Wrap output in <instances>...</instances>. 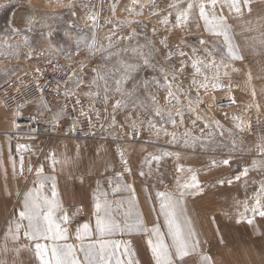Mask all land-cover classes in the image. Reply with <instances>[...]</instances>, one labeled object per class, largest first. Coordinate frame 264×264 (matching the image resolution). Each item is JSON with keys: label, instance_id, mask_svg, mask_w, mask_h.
<instances>
[{"label": "rangeland", "instance_id": "374dc122", "mask_svg": "<svg viewBox=\"0 0 264 264\" xmlns=\"http://www.w3.org/2000/svg\"><path fill=\"white\" fill-rule=\"evenodd\" d=\"M187 2L180 0L178 7H186ZM0 4L9 5V0H0ZM173 4H177V0H139L136 4L132 0H11L9 6L0 8V46L4 52L0 55V87L9 81L18 82L24 73L53 59H68L80 71L84 97L89 102L90 112L99 121L97 136L91 141L22 135L34 140L30 152L36 150L32 162H23L22 175L20 169L13 170V161L0 164V264H40L35 256L36 242L25 238L23 229L18 241L10 237L5 241L8 228L22 210L24 192L38 186L37 171L41 166L42 175L49 177L43 189L45 194L51 196L53 183L62 193H79L78 180L67 175L76 174L72 170L85 156L91 168L80 172L85 174L84 178L89 177L88 174H106L108 180L114 181V188L117 183L128 186L130 196L125 194L120 198H131L132 212L141 215L145 227L158 226L163 233H167V225L156 193L178 194L183 191L178 182L180 185L191 183L195 175L202 191L189 189L191 194L184 196L183 204L201 241V252L210 255L213 264H264V217L244 211L245 203L249 209L255 206L254 194L264 184V153L257 150L262 141L251 132V123L264 119V45L260 43L264 39V0H251L250 5H244L241 0L240 13L228 3L217 5V15L227 18L233 42L244 57L243 60L224 59L227 68L219 69L218 82L223 87L218 88L212 87L215 69L199 65L202 72L198 74L192 65L197 58L205 63L215 59L219 64L224 53L217 50V45L219 49L225 48L223 37H215L206 30L198 9L192 11L186 25L174 27L176 9L171 7ZM169 12L172 15L169 16ZM23 13H29L28 17ZM12 28L20 29V34L12 33ZM48 32L52 33L51 43L58 47L49 48V40L44 35ZM24 35L29 37L28 44L24 43ZM81 37L84 42L77 48L75 40ZM93 38L97 49L103 47L105 52L91 54L88 45ZM165 40L167 47L162 43ZM8 44L19 47L9 49ZM137 45H148L156 51L150 65L138 63L139 70L132 73L133 79L123 87L129 91L134 88L133 99L145 103H151L146 97L154 96L165 112H172L177 121L175 125L166 116L157 117L143 108L132 107L130 102L127 108H115V101L122 99L121 94L109 91L105 102L103 88L92 83L97 72L104 75L115 63V57L107 60L109 53L119 52L121 59L133 58L134 53L122 50ZM206 49L212 52L211 57ZM142 50L147 51V48ZM13 51L16 54L9 55ZM181 51L186 55L181 56ZM165 73L169 74L168 82L178 100L168 97ZM172 74L177 77L175 80ZM205 75L209 78L207 81ZM142 81L147 82L146 88L141 86ZM97 83L103 84L102 81ZM202 83H207V89L200 87ZM89 92L93 95L89 96ZM97 92L99 96L95 95ZM185 94L202 103L190 104ZM226 98L235 101L234 108L218 107L217 101ZM189 107L194 111H187ZM177 108L184 112L182 121L176 116ZM15 117V112L0 103L1 130L10 132L12 129L10 133H14ZM150 122L155 127H151ZM134 134L140 135L139 143L133 141ZM27 153L25 150L24 155ZM100 153L106 156L103 163ZM2 154L9 155L4 148ZM156 156L160 159H153ZM2 158L0 156V161ZM226 158L230 160L228 165L219 163ZM213 161L217 163L213 165ZM15 165L20 167V164ZM245 169L247 176L241 175ZM238 175L240 179L236 180ZM220 180H232V183L220 184ZM125 201L122 206L126 208L118 212L119 220H123L130 206V201ZM241 213L245 219L237 223ZM113 215L116 217V212L113 211ZM249 218L253 219L252 224L247 223ZM61 226L67 228L68 235V240L62 243L79 249L80 242L76 239L79 227L69 228L64 223ZM106 239L119 241L121 251L131 241L136 264H150L147 233H116ZM93 240L86 239L84 243ZM5 243L7 251H4ZM79 254L82 259L83 254ZM185 260L187 264H201L198 256Z\"/></svg>", "mask_w": 264, "mask_h": 264}, {"label": "snow or ice", "instance_id": "6c2138e0", "mask_svg": "<svg viewBox=\"0 0 264 264\" xmlns=\"http://www.w3.org/2000/svg\"><path fill=\"white\" fill-rule=\"evenodd\" d=\"M133 4L139 2V0H132ZM154 2V0H150ZM180 0H177V4L171 5L172 8L176 9L175 14V25L174 27L180 28L186 25L189 21L190 15L194 9H198L199 18L203 19L204 27L206 30L215 37H223V43L225 45L224 49H219L218 51H223L224 55L221 56V62L218 64L215 59H210L207 63L203 60L195 59L193 60V67L196 69V72L199 74L202 72V69L199 65H203L205 68L215 69L212 76V80L215 81L212 84L213 88L223 87L219 81V69L221 66L227 68L226 64H223L225 58L228 60H243L244 57L239 51V46L234 44L232 36L230 34L231 26L227 23V18L222 15H217L216 7L220 3H228V6L233 9L236 13L242 11L241 0H188L186 7L179 8ZM11 0H9V5ZM244 5H250L251 0H243ZM9 5L0 4V8L7 7ZM71 6V5H70ZM251 11V8H248ZM129 11H133L129 9ZM139 14V13H137ZM75 15V13H73ZM168 15H172L171 12ZM89 19L95 20V17H89ZM168 21L165 20V23ZM31 23V21H29ZM12 33L20 34V29L12 28ZM30 31V29H29ZM155 32V29H153ZM51 32H48L45 35V39L49 40V48H56L58 46L53 45L50 41ZM133 35H135V30H133ZM131 39V37H129ZM84 42L83 38H77L75 40L77 48L81 46ZM24 43H29V37L24 35ZM165 47L168 46L167 41H163ZM203 43V41H202ZM260 43L264 45V39H261ZM9 49H18L17 46L8 44ZM91 50V54L95 55L97 51L101 53L106 50L101 47L97 49L95 38L92 39L91 43L88 45ZM112 45L109 44V48ZM147 48V51L142 49ZM3 46H0V55H4ZM124 52L134 53L133 58H120V53H109L107 60H112L116 58L115 63L112 65L111 69L107 71L104 75H101L99 72L96 73V79L92 81L97 87H102L104 91V99L107 102L108 92L114 91L120 93L122 99H117L115 101L114 107L119 109L121 107H128L130 102L132 107H140L150 114H154L157 117L166 116L167 119L175 125L177 123L176 119L173 117L171 111L165 112L157 103L154 96L146 97L147 100L151 103H145L139 101V99H133L135 95V89L131 91L125 89L123 86L127 84L130 80L133 79L132 73L137 72L138 63L143 65H150L153 57V53L156 51L153 47L148 45H137L129 49H123ZM195 52L196 50L193 49ZM208 53V56H212L210 50H205ZM16 54L15 51L10 52L9 55ZM181 56H185L186 53L181 51L179 53ZM170 58V54H169ZM51 62V61H49ZM181 69H177L180 71ZM163 71V70H161ZM36 72H39V69H36ZM71 75H76L73 72ZM167 73L164 74L165 86L168 89V97L178 100V97L171 90V83L168 82ZM224 75L227 76V71L224 72ZM177 77L175 74H172V79L175 80ZM209 78L207 75L204 76V80L207 81ZM249 79H251V73L249 72ZM102 81L103 84L100 85L97 82ZM158 83V82H157ZM195 83V81H193ZM142 87H147V82H141ZM207 83H202L200 87L207 89ZM181 91H183L181 89ZM89 96L93 93L89 92ZM95 95L99 96L100 93L97 92ZM187 95L189 103H202L198 98L194 100L190 95ZM252 96H256L255 88L252 90ZM79 103V101H77ZM257 107H259L257 105ZM187 111L192 112L194 109L189 107ZM61 114L63 109L60 110ZM81 111V115H83ZM16 115H19L17 111ZM184 112L183 110L177 108L176 116L180 117L181 121L183 120ZM59 118V114L58 117ZM199 119V117H197ZM115 122V121H114ZM196 121L194 120L193 123ZM155 127V125H151ZM217 126H219L217 122ZM240 128V125H237ZM243 129H241L242 131ZM190 135V134H186ZM211 135V134H210ZM222 135V133H221ZM176 139L175 134H173V140ZM262 143L257 146V150L261 153H264V136L260 137ZM235 143V142H234ZM20 149H25L26 145H19ZM54 155V154H53ZM121 159H123V154H121ZM153 159H160L156 156ZM125 165L127 161H124ZM213 165L217 162L213 161ZM219 163L223 165H228L230 163L229 159H223ZM13 170L15 171V161H13ZM29 171H32L30 168ZM130 171V169H129ZM191 171V170H189ZM21 175L23 174V158L21 157ZM43 167L41 166L39 171H37V181L38 186L32 187L30 190H27L23 194L22 201V210L19 211L18 216L15 220L11 222V225L8 228V235L5 236V241L11 238L12 241H18L22 235L29 239L30 241H35V256L39 259L40 264H136L134 261V251L131 248V241H128L121 251V244L119 241H112L106 239L116 233L128 234L133 233H147L149 239L147 240L148 248L150 249L151 257L150 264H187L185 260L186 257L198 256L201 264H213L212 258L210 255L204 254L200 250L201 241L198 238L196 230L192 224L191 219L187 215L186 207L183 204V199L186 194H191L188 192L189 189H195L197 192L202 191L199 187V182L195 175L191 177V183H184L180 185L178 182V187L182 188L183 191H180L178 194H174L168 191H158L156 196L159 199V208L160 212L163 213L165 223L167 225V233L161 232L158 226H153L151 229L145 227L144 221L139 213H133L131 208V201L129 202V208L124 212L123 220H118L113 215V210L111 207V202L107 199V193L102 189L99 190L100 194L94 197L95 200V231L99 235V239L93 240L89 243H84V241L92 236V228L88 223L82 225L81 228L77 229L76 239L80 242L79 249L73 244L62 243V241L68 240L67 228L62 227L61 224H66L69 221V216L66 212L62 211V205L58 199V192L56 190L55 183L52 184L51 196L44 193L43 189L45 188V182L49 179L42 175ZM248 170L245 169L241 175L247 176ZM141 175H144L142 172ZM236 180L240 179V176L235 177ZM220 184H231L232 180H220ZM122 186L116 184L114 191H118ZM128 187V186H123ZM19 196L20 193L17 192ZM254 207L249 209L247 203L244 205V211H251L254 216L259 215L264 217V184L260 185L259 192L254 194ZM58 213H62L61 216H58ZM245 219L244 214L241 213V219L237 220V223L242 222ZM26 221V224L24 223ZM248 224L253 223V219H247ZM167 237V238H166ZM39 241H47L49 243H40ZM4 251H7V244L5 243ZM18 253L19 249H15ZM79 253L83 254V258ZM126 257L127 259H122Z\"/></svg>", "mask_w": 264, "mask_h": 264}, {"label": "built area", "instance_id": "2783aa9c", "mask_svg": "<svg viewBox=\"0 0 264 264\" xmlns=\"http://www.w3.org/2000/svg\"><path fill=\"white\" fill-rule=\"evenodd\" d=\"M37 69L38 73L36 69L29 70L18 82L9 81L0 87L1 105L15 114L19 112L15 117V131L47 139L94 140L99 121L90 112L89 102L84 97L78 68L68 59L56 58ZM73 72L76 75H71ZM217 102L218 107L224 110L235 105L230 98ZM251 132L254 137L264 136V119L252 122ZM132 139L139 143L140 135L134 134ZM64 212L70 218L66 223L69 228L78 227L89 215L84 203L66 205Z\"/></svg>", "mask_w": 264, "mask_h": 264}, {"label": "crops", "instance_id": "0c3cea01", "mask_svg": "<svg viewBox=\"0 0 264 264\" xmlns=\"http://www.w3.org/2000/svg\"><path fill=\"white\" fill-rule=\"evenodd\" d=\"M13 129H14V124H13ZM12 129L10 130V132ZM8 130H1L0 127V156L3 158L0 161L1 163H7L10 161H15V164H20V167L17 168V165H15V169H21V157L23 158L24 161H29L32 162L33 158L36 154V150L30 152V147L34 146V140L28 138H25V136H22L24 134H28L26 132H20L17 133H10ZM30 135V134H29ZM10 137V138H9ZM19 145H26L27 147L25 149H20L18 146ZM14 147V150L12 147ZM10 147L9 151L8 148ZM5 149L7 154L11 156L9 159V155H3L2 154V149ZM27 150L28 153L25 156L24 151ZM101 158V162L105 160V154L100 153L99 154ZM88 156L83 157L82 160H80L79 166H77L75 169L72 170L73 173L76 174H69L67 175L68 177H73L78 180V184L80 185V189L78 190L79 193H62L60 190L58 192V199L61 202L62 209L63 205H71V204H77V203H84L87 206V209L89 211L88 218L83 221L78 227L81 228L83 224L88 223L91 228H92V236L88 239H96L99 238L98 233L95 231V200L94 197L99 195L100 192L99 190L102 189L104 192L107 193V199L111 202V207L114 212H116V218L119 220V214L118 212L122 209H125V206H122L125 204V200L127 201H132L131 198H128V196H124L123 198H120L121 195L128 194L130 196V191L125 184H122L121 188L118 191H114V186L112 184L114 181L108 180V177L106 174H88L89 177L84 178L85 174H80L85 169L91 168L88 166ZM24 170V166H23ZM7 171V170H6ZM71 172V171H70ZM121 178V177H120ZM118 184V183H117ZM57 186V185H56ZM116 187V186H115ZM111 189V190H109ZM121 189H123V192H121ZM70 195V196H69ZM118 196V198L116 197ZM76 227V228H78Z\"/></svg>", "mask_w": 264, "mask_h": 264}, {"label": "bare ground", "instance_id": "6f19581e", "mask_svg": "<svg viewBox=\"0 0 264 264\" xmlns=\"http://www.w3.org/2000/svg\"><path fill=\"white\" fill-rule=\"evenodd\" d=\"M24 14H26V15H27V17H28V15H29V13H23V15H24Z\"/></svg>", "mask_w": 264, "mask_h": 264}]
</instances>
